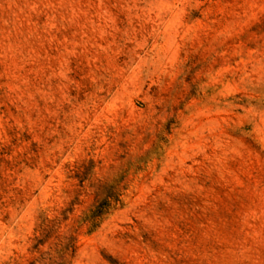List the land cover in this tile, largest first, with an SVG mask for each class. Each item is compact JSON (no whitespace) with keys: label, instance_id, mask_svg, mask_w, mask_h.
<instances>
[{"label":"rangeland","instance_id":"1","mask_svg":"<svg viewBox=\"0 0 264 264\" xmlns=\"http://www.w3.org/2000/svg\"><path fill=\"white\" fill-rule=\"evenodd\" d=\"M0 264H264V0H0Z\"/></svg>","mask_w":264,"mask_h":264}]
</instances>
